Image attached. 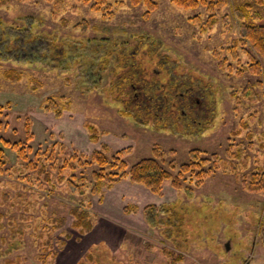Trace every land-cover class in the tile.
<instances>
[{
  "label": "rangeland",
  "instance_id": "rangeland-1",
  "mask_svg": "<svg viewBox=\"0 0 264 264\" xmlns=\"http://www.w3.org/2000/svg\"><path fill=\"white\" fill-rule=\"evenodd\" d=\"M244 2H250L251 14L259 10V17L241 19L234 7ZM153 3L150 10L132 0H0L1 28L27 30L40 39L25 52L0 53V106L7 117L0 135L25 141L28 126L34 136L30 159L54 143L89 160L103 146L110 160L126 149L122 159L129 168L161 146L159 160L170 172L171 161L188 162L189 152L198 148L220 156L217 171L201 187L188 176L180 190L166 181L161 194L129 180L104 188L90 199L93 230L82 234L70 213L82 196L74 198L64 186L57 189L60 196H52L49 185L38 195L23 191L27 207L17 204L21 163L6 148L0 264H264V192L245 188L264 167V57L242 40L245 25H264V5L227 0L210 11L208 5L185 9L173 0ZM124 42L130 48L128 63L119 55L122 68L113 58L103 65L100 56L119 53ZM148 51L177 78L188 76L199 92L210 91L214 111L199 132L183 125L192 122L187 119L176 126L138 120L111 94V69L125 73ZM255 61L260 73L251 70ZM167 68L156 67L165 84ZM53 104L60 113L48 110ZM93 135L99 139L92 141ZM231 146L233 154L243 148L248 161L228 159ZM148 206L157 212L147 215ZM59 218L65 220L52 222ZM168 251L182 260L174 262Z\"/></svg>",
  "mask_w": 264,
  "mask_h": 264
},
{
  "label": "trees",
  "instance_id": "trees-1",
  "mask_svg": "<svg viewBox=\"0 0 264 264\" xmlns=\"http://www.w3.org/2000/svg\"><path fill=\"white\" fill-rule=\"evenodd\" d=\"M132 1L134 4L145 3L150 10L155 7L153 0ZM251 1L255 5H264V0ZM173 2L185 9H196L199 6L208 5V9L211 11L215 6L226 3L227 0H173ZM250 7V2H244L240 5L236 4L234 11L244 20H250L253 16L259 17L260 11H254V14H251ZM10 29L6 30L0 27V53L24 49L25 52L31 49L32 43L35 40H40L31 37L30 32L27 30L20 33L19 31L13 32V29ZM17 32L20 34L17 35ZM14 40L15 42H13ZM242 40L245 45H248L258 55L264 57V25H245ZM128 45L127 42L122 43L119 47V53L115 49V51L108 50L107 53L101 55L100 60H103V65L108 66L111 58L117 63L120 62V59L117 57L119 55L121 59H125L123 60L125 64L128 63L125 57L126 53L130 50ZM117 46L115 45L114 48ZM154 53L148 51L147 57L143 53L138 54L139 58L137 59L139 63L133 62L132 66L130 65L129 71L125 73L117 74L114 69H111V72L115 76L114 84L111 86V94L118 95V98L122 99L121 102L129 110L131 109L132 114L138 120H144L145 122L153 120L156 121V124L169 122L176 126L175 123L178 120L187 119L189 122H192L183 125L191 128V130L198 129L196 132H199V128L203 124L202 120H209L210 115L214 111V107L208 98L210 91L208 93L202 88L203 91L199 92L195 86L196 84L188 76L184 75L177 78L174 72L166 67L167 65L160 62L158 64V58L152 56ZM148 58L150 61H148ZM128 66L129 64L125 67ZM155 66H162L168 69L169 82L165 84L159 81L162 74L161 72L158 73ZM118 67L122 68V63L116 64V68ZM251 70L260 73L261 66L259 62L255 61ZM9 75L13 78H20L18 74L14 75L13 72ZM200 82L198 81V88L202 87ZM48 110H54L55 112L57 110L60 113V110L58 111L57 106H54V104L52 107L48 106ZM6 118L4 109L0 106V134L4 131L5 125H7L4 121ZM90 128L93 129L92 126ZM240 132H236L234 135L237 137L240 135ZM33 138L34 136L28 126L25 141L11 142L0 135V175L7 173L8 162L5 149L11 148L17 153L22 169V176L19 177V182L17 183V189L20 191L16 197L19 200L17 201L18 205L25 204L24 206L27 207L24 197H27L28 194L24 195V193L27 191L30 193L29 195H38V191L44 185L51 187L49 193L52 196L56 195L57 189L60 186H64L74 198L76 195L82 196V199L76 202L79 203L78 206L70 210V213L75 218L73 226L79 229L82 234L90 233L93 230L95 222L91 216L93 211L90 209L92 205L90 199L102 194L104 188L110 189L117 182L129 180L134 184L146 187L154 194H161L166 181H170L174 188L180 190L183 188L182 181L186 180L187 176L191 182L195 181L196 186L201 187L208 178L215 174L220 159V156L215 153L208 154L207 151L195 148L189 152L188 162L177 165L171 161L169 165L170 172L163 167L161 163L163 160L158 156L159 150L157 149H161V146H155L152 157L144 158L129 168L127 162L122 159L123 155L128 151L126 149L118 151L113 159L110 160L107 157L108 148L103 146L104 149L102 151H95L90 157L92 159L89 160V157L84 154L70 153L67 147L60 143L52 144L45 151H38L34 159H30L28 155L32 149L29 143ZM98 139L97 135L91 136L92 141H97ZM232 148L233 146L226 151L228 159L241 160L242 157H245V161H248V155H246V151L243 148H239L237 154H233ZM165 155V152H161L160 156ZM212 157L214 158L212 159ZM231 163H233V168H235V163ZM172 171H175L177 175H173ZM245 185L246 190L251 192H264V167L254 172L250 176L249 182L245 181ZM58 195L60 196L61 194L58 193ZM156 212V206L147 207V215L151 216ZM64 220V218H59L52 220V222L55 224V222H63ZM168 255L173 257V261L176 263L182 260L181 255H176L172 251H168Z\"/></svg>",
  "mask_w": 264,
  "mask_h": 264
},
{
  "label": "water",
  "instance_id": "water-1",
  "mask_svg": "<svg viewBox=\"0 0 264 264\" xmlns=\"http://www.w3.org/2000/svg\"><path fill=\"white\" fill-rule=\"evenodd\" d=\"M229 244H227V247L229 248V246H228Z\"/></svg>",
  "mask_w": 264,
  "mask_h": 264
}]
</instances>
